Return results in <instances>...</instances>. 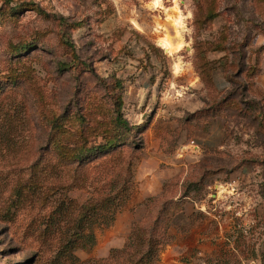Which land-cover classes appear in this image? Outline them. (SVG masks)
<instances>
[{
    "label": "rangeland",
    "instance_id": "374dc122",
    "mask_svg": "<svg viewBox=\"0 0 264 264\" xmlns=\"http://www.w3.org/2000/svg\"><path fill=\"white\" fill-rule=\"evenodd\" d=\"M162 3L0 0V264H72L61 263L67 254L76 257L73 264H129L130 249L103 263L115 220V232L137 222L146 232L158 221L153 264H264V128L244 89L251 70L239 73L259 57L264 63V50L257 53L264 47V0ZM175 8L181 29L172 22ZM165 35L183 47L168 54L158 45ZM196 47L227 82L214 103L230 100L219 109L221 148L190 177L194 163L186 161L181 138L184 120L202 103L188 102L195 97L184 92L182 77L195 71ZM118 113L130 131L117 125ZM158 130L161 161L147 173L160 175L161 187L157 196L144 197L141 168L158 160L148 133ZM213 164L221 168L212 170ZM242 167L253 173L250 198L216 200L217 187L208 188L212 178ZM188 184L190 200L173 214H158L164 201L157 206L156 198L166 190L175 200ZM124 198L111 223L107 207L82 222L91 201ZM201 199L207 213L184 214L187 202ZM153 205L158 210L147 214Z\"/></svg>",
    "mask_w": 264,
    "mask_h": 264
},
{
    "label": "crops",
    "instance_id": "0c3cea01",
    "mask_svg": "<svg viewBox=\"0 0 264 264\" xmlns=\"http://www.w3.org/2000/svg\"><path fill=\"white\" fill-rule=\"evenodd\" d=\"M155 27V23L153 25ZM163 49V48H162ZM183 90L186 92L187 90L191 92L195 98H187L188 102L193 105L196 103L198 106L200 105V102L202 103V107L197 108L196 110L192 111L188 117L184 120V133L181 138V144L184 147V156L186 157V161H189V163H194L192 165H189L186 175L189 176L192 172V168L194 167H200L203 164H205L206 159L209 158V154L213 152L214 150L220 149L222 146V138H223V123L224 119L221 116H215L213 118H208L206 120L205 118H199V116L196 114L201 109H204L207 106V101H209V98L206 94V88L200 81V78L198 74L193 71L191 74H185L183 77ZM213 80H214V87L217 91H222L227 87V82L223 77L216 78L215 74L213 73ZM248 89L247 91L249 94V99H252L254 101H260V97L257 94L251 93V89L258 88L259 90L264 92V63H262L261 58V66H260V73L254 77L253 79V85L247 84ZM157 133V131L154 132V134ZM155 137V138H154ZM161 135L160 131L158 130V133L153 135V133L150 131L148 133V148L151 149V153L154 157H156L157 164L150 165V166H143L141 170L145 172V174L142 177L146 176L147 182L144 186H142V195L144 197L147 196H157L158 192L157 190H160L161 187L160 182V175H149L147 171H153L159 167V163L161 161L160 156L162 155V152L160 151L161 147ZM196 143L194 145L193 143ZM191 143L193 145H191ZM180 144V145H181ZM197 147V148H195ZM212 166V165H211ZM211 168L214 170L216 168L220 169L221 165L213 164ZM207 171L210 170V168L206 169ZM205 170V171H206ZM253 173L247 169L242 167L241 169L233 168L229 169V172L225 174L220 173L215 175L213 179V184L209 185L208 188L210 189V186L217 187L216 189V200H222V199H233L237 197H242L244 200H246L249 197L248 189L250 185H247L250 183ZM226 176V177H225ZM222 189V190H221ZM220 190V191H219ZM163 191V188H162ZM161 193V192H160ZM159 193V194H160ZM194 195V192H191L188 200H190V197ZM147 199V198H146ZM188 206L186 207V212L184 214H204L201 211L202 207H205L204 200H195L193 202H187ZM118 219V218H117ZM117 221V222H116ZM132 225L130 226V229L128 232H125V230L119 229L118 232H115V230L118 227V220H115V223L111 225L107 230V236L110 237V241L107 244L108 245V255L110 254V251L112 249H121L126 243L127 238L129 237L132 229ZM111 231L114 232V234H111ZM195 231H192L191 234H193ZM106 233V231H105ZM214 234H216L217 237H219L218 241L222 239V230L221 229H215ZM212 233V234H213ZM219 234V235H218ZM213 236V235H212ZM198 240L201 241L202 245H205L208 243L207 238L208 236H200L197 235ZM189 245L188 237H187V244ZM107 255V256H108Z\"/></svg>",
    "mask_w": 264,
    "mask_h": 264
},
{
    "label": "trees",
    "instance_id": "16d2710c",
    "mask_svg": "<svg viewBox=\"0 0 264 264\" xmlns=\"http://www.w3.org/2000/svg\"><path fill=\"white\" fill-rule=\"evenodd\" d=\"M200 49V47H199ZM201 50V51H200ZM198 50V48H195V54H194V58H193V66H194V70L195 72L198 74L200 81L202 82V84L205 86L206 88V94L209 98L208 103L207 102V106L204 109L199 110L198 112H196V114L199 116V118H205L206 120H208V118H213L215 116H221L220 114V107L222 104H226L230 99L227 98L223 101L214 103V97L216 94H220L221 91H217L214 87V80H213V71L215 69V66L213 65L215 63V60L212 59H208L207 57L203 56V52L204 49H200ZM264 50L263 48H260L258 50L257 53H260ZM260 66H261V59L260 57L257 59V61L255 62L254 66L248 67L245 70H243L242 73L243 75H245V71L246 73H248L247 71L251 70V72L249 73L248 76H245L246 81L244 83V89L245 91L249 90L247 84H250L251 86L253 85V79L254 77H256L259 73H260ZM249 91H247L248 93ZM251 93L257 94L260 97V101H254L251 100L255 105H256V110L258 112V117L257 119L259 120V125L262 123L263 124V128H264V92L259 90L258 88L251 89L250 91ZM123 106V102L121 100V98H119L118 100V104H117V108L120 112L121 108ZM222 117V116H221ZM84 119V118H81ZM117 125L126 128L127 131H130V126L126 120V118H124L122 116L121 113H118L117 119H116ZM101 149H105L104 147H102ZM83 148H79L77 149V153H76V157L79 161L84 159V153H83ZM89 151V150H87ZM74 152V149H72V153ZM106 174L100 176L99 178L103 177L105 179ZM191 177V175H190ZM190 184L187 185V189L183 192V194L178 197L177 199H171L168 196V193L165 191H163V193L156 198V202L155 204L158 206V202H162L161 204H163L161 208V210L158 212V214H173L174 211H176V209L178 210L179 207L182 206V204L184 203L185 200L188 199L190 193H191V189H190ZM130 190V188H129ZM128 190V192H129ZM125 191V190H124ZM128 195V194H127ZM170 198V199H167ZM105 200V199H104ZM102 200V201H104ZM154 200V199H153ZM124 202H126V198H124L122 201H118L117 204H113L112 202H100L99 200H94L91 201L90 203V208H88V214L84 215V219H81L82 222H88L92 220V217L94 218V216L96 215L95 213L101 208L105 209V207H107L106 209H110L112 210V214H108L107 216V224L111 223L114 219V213L116 211V209L118 210V208L120 206H122V204H124ZM105 203V204H104ZM107 204V205H106ZM154 204V205H155ZM160 204V205H161ZM154 205L152 206L151 210H149V212L147 214H154L155 210H158V208H154ZM159 205V206H160ZM165 205V206H164ZM92 214H89V213ZM157 212V211H156ZM157 222L155 221L153 222L149 227H147L146 232L141 231V227H139V223H134L131 233L129 235V237L126 240L125 245L123 246V248L121 249H112L110 251L109 256L107 257V260H104L106 262H109L112 255L111 253L114 251H121L119 253H125L126 249H130L129 255L126 256L125 259H127L129 264H153V262L156 260V249H155V245L157 243V240L154 237V233L156 232V228H157ZM142 233L144 235H142ZM144 236V237H143ZM91 240H93V237L91 238ZM70 246V245H69ZM144 247V248H143ZM145 249V250H144ZM66 250V249H65ZM123 250V251H122ZM66 256V257H64ZM62 257H64L63 262H65L66 260L71 261V263L73 264L76 260V257H74L73 254H67V255H63ZM87 264H102L99 261H95V260H91L89 262H87ZM109 264V263H107Z\"/></svg>",
    "mask_w": 264,
    "mask_h": 264
},
{
    "label": "bare ground",
    "instance_id": "6f19581e",
    "mask_svg": "<svg viewBox=\"0 0 264 264\" xmlns=\"http://www.w3.org/2000/svg\"><path fill=\"white\" fill-rule=\"evenodd\" d=\"M152 4L155 8H162L163 7L162 0H152ZM175 10L178 11V13L174 15L172 22L176 26V29L177 28L181 29L182 28V24H181L182 17L180 15V11L176 8H175ZM177 32H179V31H177ZM158 45L161 48H163L164 50H166V52L168 54H172L174 52L179 51L183 47V42L179 41L177 44H173L171 42L170 38L167 35H165V36L160 37V39L158 40ZM177 68H178V66H177Z\"/></svg>",
    "mask_w": 264,
    "mask_h": 264
},
{
    "label": "built area",
    "instance_id": "2783aa9c",
    "mask_svg": "<svg viewBox=\"0 0 264 264\" xmlns=\"http://www.w3.org/2000/svg\"><path fill=\"white\" fill-rule=\"evenodd\" d=\"M215 191H216V190H215ZM215 194H216V192H215ZM210 196H211V194H210ZM213 203L215 204V203H216V200H213ZM215 210H216L215 207H213V208L211 209V211H213V212H214ZM201 211H202L203 213H207V210L204 209V208H203V209L201 208Z\"/></svg>",
    "mask_w": 264,
    "mask_h": 264
},
{
    "label": "water",
    "instance_id": "95a60500",
    "mask_svg": "<svg viewBox=\"0 0 264 264\" xmlns=\"http://www.w3.org/2000/svg\"><path fill=\"white\" fill-rule=\"evenodd\" d=\"M166 51V50H165Z\"/></svg>",
    "mask_w": 264,
    "mask_h": 264
}]
</instances>
